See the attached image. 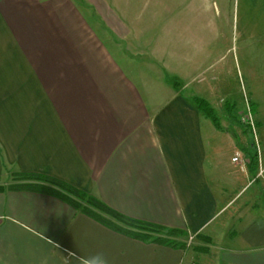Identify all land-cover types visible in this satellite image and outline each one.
<instances>
[{
    "label": "crops",
    "instance_id": "crops-1",
    "mask_svg": "<svg viewBox=\"0 0 264 264\" xmlns=\"http://www.w3.org/2000/svg\"><path fill=\"white\" fill-rule=\"evenodd\" d=\"M86 2L0 0V184L44 174L212 244L143 241L54 195L4 189L0 264H264V0H182L161 27L139 5L133 17ZM234 91L255 103L258 145L244 111L223 106ZM193 97L229 110L220 127Z\"/></svg>",
    "mask_w": 264,
    "mask_h": 264
},
{
    "label": "trees",
    "instance_id": "trees-1",
    "mask_svg": "<svg viewBox=\"0 0 264 264\" xmlns=\"http://www.w3.org/2000/svg\"><path fill=\"white\" fill-rule=\"evenodd\" d=\"M172 85L177 87L175 79L172 80ZM192 100L195 106L210 118L216 127H220L213 107L205 99L193 97ZM247 105L250 112L255 110V103L248 101ZM245 123V126L251 128L248 122ZM254 157H256V153H254L252 158ZM10 175L11 181L7 184H0V191L4 189H30L51 194L63 200L75 210L126 236L143 241L167 244L172 247H185L184 243L170 239L181 234V230L121 214L94 195L78 189L65 181L39 173L11 172Z\"/></svg>",
    "mask_w": 264,
    "mask_h": 264
},
{
    "label": "rangeland",
    "instance_id": "rangeland-1",
    "mask_svg": "<svg viewBox=\"0 0 264 264\" xmlns=\"http://www.w3.org/2000/svg\"><path fill=\"white\" fill-rule=\"evenodd\" d=\"M77 1L79 3H81L83 6L87 5L86 0H77ZM109 3L113 4L114 6H123V5L129 6L130 14L133 17L135 16V13L133 12L134 9H131L130 6L139 5V6L144 7L145 11L151 10L152 11L151 15L153 17V23H155L157 26L161 27V25L166 23V21H167V17H168L167 11L169 10V7H171L173 4H175L176 6H181L182 0H109ZM145 14L149 15L148 12H146ZM257 77L258 78H256V81L258 83L260 76H257ZM241 84H243V87L245 89H247V90L251 89V82H248V78L245 77L244 81L241 78ZM234 85H235V81H234ZM254 87L256 88V86H254ZM257 87H259V86H257ZM260 87H264V86L261 85ZM245 92H244V95H245ZM242 93L243 92L237 94V92L234 91V92H230L229 94H224L225 95V99H224L225 101L223 102V106L225 107V105H227V104H228V106H232L234 108L233 111H235L236 113L237 112L242 113L244 111V113L241 114L242 119L245 118V119L255 121V118L253 116L251 117V115L249 114L248 109H247V107H248V105H247L248 99H246L247 94L245 97L246 100H244V96L242 95ZM248 96H250V93L248 94ZM257 99H258V96H257ZM244 104H245V107H244ZM262 104L263 103L259 102L260 106H262ZM228 109H230V108H228ZM214 110H215L214 112L216 113V115L220 118L223 116L222 114L225 113V111H229V110H226V108H224L223 110L221 108H216ZM230 111H232V110H230ZM240 126L242 128V125H240ZM236 132H237V130H236ZM236 132L234 130H231L232 137L237 140L238 136H237ZM251 132H253L255 141L258 145L256 128L253 127ZM242 134H244V133L242 132L241 135ZM263 145H264V142H263ZM1 180L2 181L4 180V181H6V183H8L11 181V175L10 174L6 175ZM258 185H259V183H255V185H253L252 188L257 187ZM252 188L250 190H252ZM250 190L247 191L246 195H248L250 193ZM181 235L182 234L176 235V236H174V238L176 237V238L184 239L185 240L184 241V244H185L184 248H189L190 251L195 252V253L196 252H202L205 254V252H207V250L210 248V246L206 247V248L202 247L200 245L201 240L204 241L206 245L212 244L210 239H206V238L201 239V236H199L197 233H194V232H191V233L183 235V236H181ZM198 261L199 260L194 258V260H192L190 262V264L193 262L195 264H199Z\"/></svg>",
    "mask_w": 264,
    "mask_h": 264
},
{
    "label": "clouds",
    "instance_id": "clouds-1",
    "mask_svg": "<svg viewBox=\"0 0 264 264\" xmlns=\"http://www.w3.org/2000/svg\"><path fill=\"white\" fill-rule=\"evenodd\" d=\"M88 264H106V260L102 254L97 253L88 258Z\"/></svg>",
    "mask_w": 264,
    "mask_h": 264
},
{
    "label": "built area",
    "instance_id": "built-area-1",
    "mask_svg": "<svg viewBox=\"0 0 264 264\" xmlns=\"http://www.w3.org/2000/svg\"><path fill=\"white\" fill-rule=\"evenodd\" d=\"M248 109V112H249V114L251 115V113H250V111H249V108H247ZM252 117V116H251ZM243 120H245V121H247L250 125H251V128L253 129V127H254V122H253V120H249V119H245V118H243ZM232 161H234V162H240L241 160L239 159V155H238V153H236L233 157H232ZM191 264H195L194 262L193 263H191Z\"/></svg>",
    "mask_w": 264,
    "mask_h": 264
}]
</instances>
